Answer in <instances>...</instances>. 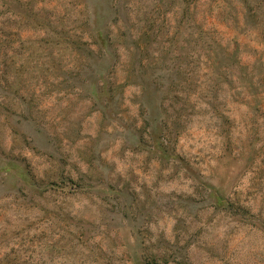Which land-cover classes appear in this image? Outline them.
<instances>
[{"label": "rangeland", "instance_id": "374dc122", "mask_svg": "<svg viewBox=\"0 0 264 264\" xmlns=\"http://www.w3.org/2000/svg\"><path fill=\"white\" fill-rule=\"evenodd\" d=\"M0 264H264V0H0Z\"/></svg>", "mask_w": 264, "mask_h": 264}, {"label": "trees", "instance_id": "16d2710c", "mask_svg": "<svg viewBox=\"0 0 264 264\" xmlns=\"http://www.w3.org/2000/svg\"><path fill=\"white\" fill-rule=\"evenodd\" d=\"M258 8H259V7H258ZM258 8H257V9H258ZM257 9L255 10L256 13H257ZM259 14H261L260 16H263V15H262L263 13L260 12ZM256 17H258V15H257Z\"/></svg>", "mask_w": 264, "mask_h": 264}]
</instances>
